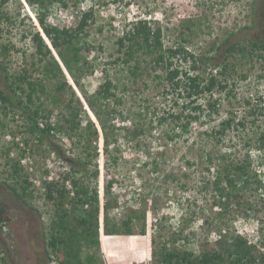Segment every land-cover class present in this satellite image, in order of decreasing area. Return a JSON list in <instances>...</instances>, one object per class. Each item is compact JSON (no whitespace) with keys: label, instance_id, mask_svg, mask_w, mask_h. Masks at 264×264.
Listing matches in <instances>:
<instances>
[{"label":"rangeland","instance_id":"obj_1","mask_svg":"<svg viewBox=\"0 0 264 264\" xmlns=\"http://www.w3.org/2000/svg\"><path fill=\"white\" fill-rule=\"evenodd\" d=\"M140 20L162 28L165 48L181 45L197 58H207L199 62L198 71L181 60L175 61L177 66L205 80L217 76L227 84L224 92L216 89L213 95L196 99L204 106L218 99L219 113L203 118L179 138H172L173 130L176 116L188 112L186 95L167 88L164 72L153 68L151 57L139 56L135 75L114 63L119 56L117 40L126 27ZM47 22L83 30L90 44L85 61L92 70L81 75L86 94H94L108 78L117 86L120 104L112 101L111 105L116 112L113 123L119 129V150L113 152L118 163H109L100 123L55 49L52 52L63 75L53 79L46 73L49 59L40 60L32 41L36 32H42L37 6L26 0H0V82L16 92V103H22L18 107L0 104L2 174L12 160L22 168L18 176L10 173L7 179L17 194L10 189L6 195L0 264H62L66 254L62 245L54 249L50 243L53 236L68 233L58 228L61 219L82 237L80 257L85 264L90 256L94 264H162L165 248L198 257L219 250L220 242L236 235L252 246L256 264H264V148L259 150V137L264 136V50L248 53L252 42L264 43L262 0H63L52 7ZM232 44L245 51L227 52ZM24 75L27 80H19ZM65 80L81 101L83 125L89 117L99 130L97 159L89 157L85 143L79 145L64 122L70 116L66 106L72 92L58 91ZM28 83L38 89L31 103ZM30 118L41 129L51 126L50 134L34 131ZM227 119L233 127L222 143L205 135ZM209 155L215 165L209 164ZM245 160L252 164V186L226 200L216 184L217 168L232 173L228 164ZM70 162L77 168L84 163L87 173L82 182L99 191L100 250L83 240L82 209L72 201L75 190L70 182L63 181L71 174ZM95 165L97 180L91 178ZM63 187L67 195L60 198L57 190ZM107 201L111 224L122 230L124 221L132 218L135 235L105 233L102 205ZM143 230L145 235H140Z\"/></svg>","mask_w":264,"mask_h":264},{"label":"trees","instance_id":"obj_2","mask_svg":"<svg viewBox=\"0 0 264 264\" xmlns=\"http://www.w3.org/2000/svg\"><path fill=\"white\" fill-rule=\"evenodd\" d=\"M30 5L37 6L38 8V22L42 28V32H36L32 36V41L36 47V53L40 60L49 59L46 66V73L50 74L53 79L58 77V74L63 75V70L59 61L54 57L52 49L57 51L58 57L62 65L72 74V78L84 95L90 109L96 116L100 123V126L104 132V144L106 146L105 152L108 155L109 163L113 166L118 163V157L113 152H118L119 142L117 134L119 129L116 128L113 121L115 120V110L111 105L112 101H117L120 104V100L117 99L116 90L117 86L111 79H107L97 91L89 96L84 91L81 75H90L92 70L90 65L85 61L86 52L90 51V44L85 42L83 30L81 28H59L48 24L47 19L51 13V9L54 5L60 4L63 0H26ZM46 40V41H45ZM225 40V42H227ZM117 52L119 56L114 60L116 64H121L128 67L129 72L133 75L139 69V56H145V59L151 57L153 62V68L160 69L164 72V79L169 90H172L179 95H186L185 109L188 111L185 116V110L176 116L175 122L177 129L173 130V139L179 138L182 135L190 133L191 128L197 122L202 121L203 118H211L213 115L219 113V100L212 99L204 106L203 104H197L196 99L203 94L213 95L217 89L219 92H224L227 89V84H223L217 76L211 75L210 78L204 79L199 75H191L189 71H184L181 67L175 64V61L181 60L182 62L191 63L190 70L198 71L199 62L207 60V58H197L192 52L187 50L184 46L177 45L173 48H165L163 44V33L160 26L152 27L147 21H135L126 27L122 36L117 40ZM238 48V49H237ZM264 50V43L252 42V49L249 50V54H254L258 50ZM244 52L245 49L237 47L235 44L229 45L226 51L233 53L235 51ZM262 56V55H261ZM227 71V67L222 70V75ZM19 80L26 81V75L19 77ZM28 102H32L33 95L37 93L38 89L36 84L28 83ZM67 89H71V96L66 106L69 117H64V122L70 126L71 133L77 138L79 145L85 143L84 150L88 152L89 157L97 159L99 157L97 141L99 138V130L96 124L91 118H87L83 125L80 118L82 107L81 101L78 98L76 92L65 80L60 83L58 91L65 92ZM45 91V89H42ZM2 100L10 102V99L0 92ZM207 111V113H206ZM32 125V129L37 133L44 135L50 134L52 131L51 126H47L46 129H41L37 122L32 118L29 119ZM203 123V122H202ZM233 127V121L230 119L221 122L217 129H213L211 133H205L209 138H213L218 143H222L227 132ZM126 130V128H123ZM137 138L136 132L133 133L132 139ZM259 150L264 148V136L259 137ZM263 143V145H262ZM210 165H215L214 160L209 155L206 158ZM12 174L17 176L20 174L22 168L19 163L12 160L9 161ZM71 174H66L63 177L64 184L69 181L74 188V198L72 201H77L78 206L81 207L83 217L80 219L79 225L83 228L85 234L83 240L91 245L96 246L100 250L99 241V216H100V197L97 188H90L82 182L83 175L87 173V167L84 163L77 164L70 162ZM187 165L193 166V162L187 161ZM232 173L227 170L222 172L220 168H217L218 172L215 177L216 184L220 195H226L227 199H232L236 193L245 192L252 186L251 182V162L245 161H231L229 164ZM210 167L207 170L210 172ZM75 175H82L78 178ZM99 177L98 166L95 165L94 171L91 173V178L97 180ZM110 183V182H109ZM52 185H56L52 183ZM111 185V183H110ZM11 187V186H10ZM65 187V186H64ZM57 190L60 198H64L67 195L65 188ZM13 193L17 194L15 188H10ZM110 188L106 190V194H110ZM49 197L52 198L51 192ZM238 197V196H236ZM102 209L105 210V233L107 235H135L131 226L132 218L124 221L122 230L116 228L111 224L109 219L110 203L107 201L102 205ZM5 220L0 217V228L4 225ZM60 231L68 230V233L63 237L62 235H55L51 238V245L55 249L60 244L65 251V259L62 264H85L81 257V239L80 235L75 230L67 228L63 219L57 224ZM140 235H145L144 230L140 232ZM226 237V236H225ZM152 244H155V240L152 239ZM220 249L202 253L198 257H193L187 252H181L178 249L165 248L162 252V264H256L257 259L253 252L252 246L241 236L236 235L228 238L227 242H220ZM86 264H94V256H90Z\"/></svg>","mask_w":264,"mask_h":264},{"label":"flooded vegetation","instance_id":"obj_3","mask_svg":"<svg viewBox=\"0 0 264 264\" xmlns=\"http://www.w3.org/2000/svg\"><path fill=\"white\" fill-rule=\"evenodd\" d=\"M262 9H264V0H262ZM0 81H1V77H0ZM0 92L3 93L4 96L8 97L10 99V102L4 101L1 99L0 97V104L2 103H10V104H14L15 106H19L22 103L21 102H15L14 99V95L16 92H12L11 90H8L7 87H4L3 84L0 82ZM4 171H6V173L2 174V170H1V164H0V217L5 220L6 215H8V206L6 204V195L9 194L10 191V185L8 184V178L10 176V173L13 177H16V174H12V169L10 165H7V169H3ZM5 223L2 226V228L5 227Z\"/></svg>","mask_w":264,"mask_h":264}]
</instances>
